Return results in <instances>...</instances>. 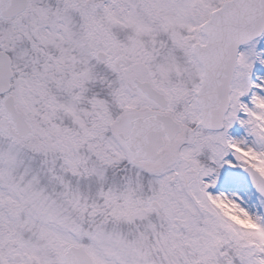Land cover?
I'll return each instance as SVG.
<instances>
[{
    "label": "snow or ice",
    "instance_id": "1",
    "mask_svg": "<svg viewBox=\"0 0 264 264\" xmlns=\"http://www.w3.org/2000/svg\"><path fill=\"white\" fill-rule=\"evenodd\" d=\"M0 264H264V0H0Z\"/></svg>",
    "mask_w": 264,
    "mask_h": 264
}]
</instances>
